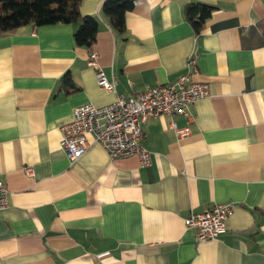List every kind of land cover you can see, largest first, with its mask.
<instances>
[{
	"label": "crops",
	"instance_id": "0c3cea01",
	"mask_svg": "<svg viewBox=\"0 0 264 264\" xmlns=\"http://www.w3.org/2000/svg\"><path fill=\"white\" fill-rule=\"evenodd\" d=\"M103 1L78 6L99 24L90 48L77 24L0 34V264H264V0H132L122 35ZM191 3L213 7L198 33ZM91 54L124 97L187 73L208 85L188 117L143 124L149 165L111 161L91 137L75 162L60 149L74 108L115 100ZM228 203L224 231L196 244L184 219Z\"/></svg>",
	"mask_w": 264,
	"mask_h": 264
},
{
	"label": "built area",
	"instance_id": "2783aa9c",
	"mask_svg": "<svg viewBox=\"0 0 264 264\" xmlns=\"http://www.w3.org/2000/svg\"><path fill=\"white\" fill-rule=\"evenodd\" d=\"M96 59V54H91L88 60V66L96 69V84L100 90L115 94V100L104 106L86 103L74 108L71 122L60 127L59 147L72 163L87 151L91 137L111 161L134 157L141 167L147 166L151 153L142 146V126L146 120L162 115L188 117L190 106L208 96V85L193 80L187 73L170 84L146 87L124 97L116 93L115 82L106 79L97 68ZM170 127L178 138L190 133L188 127L179 129L174 123ZM26 173L32 175L31 169L27 168ZM8 206V190L0 180V210ZM233 206L231 203L215 205L184 219V226L195 232L196 244L212 241L224 231V222Z\"/></svg>",
	"mask_w": 264,
	"mask_h": 264
},
{
	"label": "trees",
	"instance_id": "16d2710c",
	"mask_svg": "<svg viewBox=\"0 0 264 264\" xmlns=\"http://www.w3.org/2000/svg\"><path fill=\"white\" fill-rule=\"evenodd\" d=\"M79 3L80 0H0V34L12 33L27 25L77 24L73 34L75 45L90 48L96 41L99 24L94 17L81 16ZM132 8V0H105L100 13L108 20L112 30L122 35L125 16ZM212 11L213 7L209 5L191 3L185 7V17L198 33ZM64 79L71 81L67 76Z\"/></svg>",
	"mask_w": 264,
	"mask_h": 264
}]
</instances>
